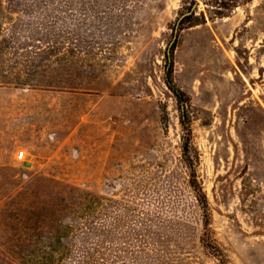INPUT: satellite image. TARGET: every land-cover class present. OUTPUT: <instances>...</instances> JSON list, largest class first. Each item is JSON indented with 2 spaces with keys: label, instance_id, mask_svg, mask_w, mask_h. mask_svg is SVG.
Masks as SVG:
<instances>
[{
  "label": "rangeland",
  "instance_id": "rangeland-1",
  "mask_svg": "<svg viewBox=\"0 0 264 264\" xmlns=\"http://www.w3.org/2000/svg\"><path fill=\"white\" fill-rule=\"evenodd\" d=\"M51 255L264 264V0H0V264Z\"/></svg>",
  "mask_w": 264,
  "mask_h": 264
},
{
  "label": "trees",
  "instance_id": "trees-1",
  "mask_svg": "<svg viewBox=\"0 0 264 264\" xmlns=\"http://www.w3.org/2000/svg\"><path fill=\"white\" fill-rule=\"evenodd\" d=\"M167 58L169 59V55H167ZM166 80H165V83L167 85V87L169 88V90L171 92H173V94L175 95V97L179 100L180 103H183V98L184 96L178 91L176 90L171 82H170V74H171V65L170 63L168 64L167 68H166ZM185 124L183 121H182V125ZM187 136L189 137V134H187ZM191 187L195 193V197H196V200L198 201V203L201 205L202 209H203V212L204 214L206 215V221L204 223V226H208V222H207V203H206V199H205V196L201 193V190L198 188L196 182L194 180L191 181ZM203 246L212 251L213 254H215V256H220L219 255V252L217 250V248L209 241H203ZM48 260V264H58V261L60 260H57L56 258L53 257V255L49 256V258L47 259ZM46 260V261H47ZM84 262V261H83ZM85 263V262H84Z\"/></svg>",
  "mask_w": 264,
  "mask_h": 264
},
{
  "label": "built area",
  "instance_id": "built-area-1",
  "mask_svg": "<svg viewBox=\"0 0 264 264\" xmlns=\"http://www.w3.org/2000/svg\"><path fill=\"white\" fill-rule=\"evenodd\" d=\"M16 161H18L20 163H25L26 162V158H25L23 152H20V153L16 154Z\"/></svg>",
  "mask_w": 264,
  "mask_h": 264
}]
</instances>
